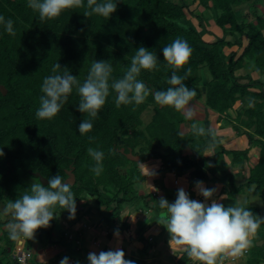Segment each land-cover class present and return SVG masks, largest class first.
<instances>
[{"label":"trees","instance_id":"trees-1","mask_svg":"<svg viewBox=\"0 0 264 264\" xmlns=\"http://www.w3.org/2000/svg\"><path fill=\"white\" fill-rule=\"evenodd\" d=\"M263 1L113 0L117 10L107 19L97 14L85 17L83 13L89 9L84 0V7L64 10L60 16L41 22L39 14L27 6L28 0H0V15L13 21L16 33L10 35L0 25V85L6 88V93L0 90V203L7 205L20 198L31 186L26 178L34 172L47 179L57 174L66 179L67 170L73 167L77 175L72 186L76 212L80 211L82 200L93 198L99 209L105 206L115 213L122 203L149 197L136 192L137 185L146 179L138 167L140 163L125 170L133 163L127 156L130 151L140 155V162L156 160L166 171L178 176L192 175L194 183L221 179L231 199H237L247 189L264 199V91L252 90L263 83L238 74L247 61L264 73V18L259 14ZM196 2L203 12L193 7ZM189 15L199 21L198 26ZM211 20L223 30V35L208 42L202 31L207 30ZM82 29L86 40L75 37ZM177 38L186 40L192 49L189 63L177 74L184 75L191 68V75L184 82L196 90L193 102L199 100L228 117L225 123L239 134H246L251 147L259 149L258 163L249 168L246 182L238 184L233 169L245 168L250 148L227 150L207 134L205 127V135H197L192 130L193 120L185 119L183 113L171 107L156 104L151 94L140 105L122 104L117 108V94L110 88L105 105L92 119L77 110L80 98L73 88L55 117H36L43 79L53 74L56 63L83 83L94 60L108 61L113 67L111 84L113 79L123 77L136 49L143 46L157 55L158 69L142 70L138 79L152 91L166 90L173 69L164 61L162 49ZM234 45L239 46V52L224 57L222 48ZM243 99L247 105L233 117L231 111ZM150 106L155 113L144 129L141 115ZM83 119H92L93 128L82 135L78 129ZM210 143L215 145L211 155L206 151ZM89 148L104 153L98 176L92 171L96 162L88 154ZM3 160L8 165H3ZM112 202L118 206L113 208ZM243 207L264 218V208ZM55 215L49 227L40 228L35 234L52 238L60 218L70 216L59 207ZM261 241L264 224L255 233L248 264H264ZM68 248L78 252L72 245ZM180 260L188 264L192 259L184 253Z\"/></svg>","mask_w":264,"mask_h":264},{"label":"clouds","instance_id":"clouds-1","mask_svg":"<svg viewBox=\"0 0 264 264\" xmlns=\"http://www.w3.org/2000/svg\"><path fill=\"white\" fill-rule=\"evenodd\" d=\"M27 6L36 11L40 21L44 22L60 16L64 10L85 5L84 0H28ZM87 9L89 10L83 13L85 17L97 14L108 19L117 10V3L113 0L102 2L87 0ZM0 25L4 26L8 34L13 36L16 34L11 19H5L0 15ZM162 51L164 61L173 69L171 77L167 80L170 87L166 90L152 91L138 79L142 70L158 69L157 55L143 46L136 49L130 67L123 77L113 79L111 84L109 81L113 67L108 61L94 60L83 83L70 74L67 68L62 69L59 63L54 64L53 74L43 79L41 85L43 94L39 98L36 117L40 120L55 117L75 88L80 98L77 110L95 119L105 105L111 88L117 94L115 99L117 108L122 104L140 105L151 94L156 104L183 113L185 119L193 118L195 111L191 102L197 93L184 82L191 75V68H188L184 75L177 74L178 70L189 63L192 49L186 40L177 38L163 47ZM92 119H83L80 123L78 130L82 135L92 130ZM192 130L200 136L206 133L204 127H198L195 123ZM207 134L214 136L212 129H208ZM91 139L94 138L90 137ZM214 147V143H210L206 151H212ZM88 154L96 162L92 171L97 176L100 175L104 153L89 148ZM0 156H3L2 150ZM149 174L153 175L151 172ZM196 189L205 198V202L190 199L183 188L178 189L173 203H169L163 196L157 202L162 210L159 224L165 226L169 232L170 246H179L180 251L198 264H222L223 260L242 256L245 250L251 247V237L261 224H264V218L236 204L225 207L216 199H212L217 190L206 188L202 181L196 182ZM224 198L220 197L221 200ZM209 200L210 204L207 203ZM57 207L68 211L70 218H74L76 198L72 191V183L59 174L49 178L47 186L33 181L20 198L4 205L0 214L8 217L6 228L9 237L16 240L20 236L32 238L38 229L49 227L50 222L56 218ZM87 260L89 264H135L134 261L125 259V253L121 249L101 251L99 254L90 252ZM60 264H69V258L65 256ZM76 264H79V261Z\"/></svg>","mask_w":264,"mask_h":264},{"label":"crops","instance_id":"crops-1","mask_svg":"<svg viewBox=\"0 0 264 264\" xmlns=\"http://www.w3.org/2000/svg\"><path fill=\"white\" fill-rule=\"evenodd\" d=\"M247 8L248 7H246L245 10H247ZM203 11L204 9L202 8L201 12ZM259 14L264 18V1L260 4ZM191 20L195 26H198L199 21L196 18ZM202 32L204 39L208 42H213L216 40V37L223 35V30L212 20L207 30ZM227 39H232V37L228 36ZM246 43L247 41L244 40V46ZM222 52L224 53V57H228L234 52H239V46L234 45L232 47L222 48ZM238 74L246 75L257 82H262V86H257L252 88V90L264 91V73L260 72L256 64L248 61L245 62L244 67L239 70ZM196 102L201 101L196 100ZM246 105L247 102L245 99L237 102L234 110L231 111L233 117H235L239 109H242ZM194 106L195 115L190 120H193L197 126L202 125L207 129H212V131H214L212 139L225 147V149L245 150L250 148V150H252L256 148L251 147L249 137L246 134H239L229 123H225V120L229 119L228 117L222 116L210 108H207L204 103H200V106L196 104ZM189 153L191 152L189 151ZM208 153L211 155L214 153V150ZM227 160L230 161V158L228 157ZM145 167L149 172L151 171V173H153V175H150L142 170L147 178H151V182L146 180L151 189L149 191H146L144 188L139 190L137 185L139 191L137 190L136 192L138 195L149 196L144 200L146 208L142 206L143 202H141L140 199L133 202L128 201L122 203L120 206H118L117 202H112L111 206L113 208L118 206L117 211L112 213L107 211L105 206L99 209L94 203L93 198L82 200L80 202L82 203L80 204V211L75 212L76 215L78 214L77 217H63L60 218V222L58 223L60 228L64 227L66 230L68 229V232L66 231L67 234L65 232L62 233L73 245L66 242L64 243L63 237L56 235L57 230L55 228L53 237L49 239L47 247L40 252V256L37 257L38 259L34 260L32 258L27 264H50V262H53V264H60V261L65 256L69 258V264H76L77 261H79V264H86V259L90 252L99 254L101 251H114L116 249L123 250L125 259L132 260L135 264H182L180 259L184 255V252L179 250V246H170L169 241L171 237L169 239L166 238L168 231L165 226L159 224V217L157 216H160L159 214L162 210L159 208L157 202L160 197L163 196L169 203H173L177 196L176 191L180 188H183L188 193L190 199L203 203L205 202V198L198 193L192 175L187 174L186 176H178L175 172L166 171L162 164L156 160L149 162ZM238 178L239 176L237 179ZM142 185L141 183L140 187ZM203 185L206 188H215L217 190L212 199H216L218 202L227 206L234 204L242 207L245 206L239 203L238 197L237 199L228 197L227 192L224 190L226 187L225 183H223L221 179H210L203 182ZM150 195H153L154 198ZM221 196L225 198L221 200ZM88 203H91V205L88 206ZM115 203L116 205L114 206ZM207 203L210 204L211 200L207 201ZM153 212L157 213L156 217L153 216ZM2 216L3 218L0 219V223L3 224L1 225V227H3V232L0 234V249H4L6 253L9 252V254L13 256V260H15V253L19 250H31L34 257V250L32 248L33 243L30 242L32 239L29 237L20 236L14 240V244H16L15 248L9 245V242L13 240L10 239V237L8 238L7 235L8 231L6 224L8 223V219L4 215ZM61 220L64 222L62 223ZM142 221L151 222L153 225L151 224V226L148 227L150 229L145 231V225L139 226ZM64 223L67 224L66 227ZM156 235L158 237H156ZM254 236H252V238ZM3 238H5V242ZM125 241L126 243H124ZM71 245L72 249L78 251L77 253L75 251L73 252L71 248H68ZM259 245H264V241L259 242ZM84 253L86 255H84ZM249 253L250 250L248 248L242 256L228 258L223 260L222 264H239L240 262L248 264L246 256L249 255ZM172 257L173 259H171ZM141 260L145 262L139 263ZM0 261L3 264H12L8 256L1 253ZM15 262L19 264L16 260ZM188 264H198V262L191 260Z\"/></svg>","mask_w":264,"mask_h":264},{"label":"rangeland","instance_id":"rangeland-1","mask_svg":"<svg viewBox=\"0 0 264 264\" xmlns=\"http://www.w3.org/2000/svg\"><path fill=\"white\" fill-rule=\"evenodd\" d=\"M197 11H201L202 10V7L201 6H199V3L198 2H196L195 3V5L193 6ZM209 16H211L210 15V13H207ZM188 18L189 19H191V16L189 15L188 16ZM75 37H77V38H80V39H84V40H86V39H88L86 36H84V33H83V29L81 30V32L79 33V34H77ZM86 37V38H85ZM227 52H228V50H227ZM203 77L205 78V74L203 75ZM206 79V78H205ZM204 81H206V80H204ZM192 104H196V105H199L200 106V103H202V102H191ZM195 107V106H194ZM194 111H195V108H194ZM154 113H155V110H154V107L153 106H150V107H148L143 113H142V115H141V118H142V121H143V124H142V128H144L145 129V127L148 125V123L149 122H151V120H152V118H153V115H154ZM235 115V114H234ZM189 120V119H188ZM184 128V127H183ZM120 142H121V145H124V141H123V139L120 137ZM61 146H63L64 147V145L65 144H60ZM138 149V148H137ZM134 154V153H133ZM134 155H136V154H134ZM137 156H140V155H137ZM249 156H250V159L248 160V162H247V164L245 165V169H243V170H237V169H233V172L235 173V174H239V175H237V177L239 176V178L237 179V183L238 184H242V183H244V182H246V180H247V178H248V176H249V168H251V167H253V166H255L257 163H258V160H259V149L258 148H253L252 150H250V152H249ZM6 160H3V165H8V163H6L5 162ZM130 161H132L133 163L132 164H130L129 166H128V168L127 169H125V170H131V168L133 167H135V164L134 163H140L139 165H138V167L141 169V170H144V172H146V173H148L149 174V171H148V169L145 167L146 166V164H148L149 162H147V163H144V162H140V161H136V160H133V159H130ZM147 167H148V165H147ZM149 169H151V168H149ZM75 168H73V167H71L69 170H67V172H66V174H67V177H66V179L65 180H67L70 176H69V174H68V172L69 171H72L73 172V174H75V176H76V179H77V175H76V172H75ZM124 172V170L122 171V173ZM126 172V171H125ZM151 172V171H150ZM27 179V181L30 183V184H32L33 183V181L34 182H41L40 181V179L39 178H37V177H35V176H32V177H27L26 178ZM146 180H148L149 182H151V178L149 179V178H147V176H146V179H145V181L142 183L143 185L140 187V185H138V187H139V190L141 189L142 190V188H144L146 191H149L150 189H151V187H149V185H148V182L146 181ZM42 183V182H41ZM73 186V185H72ZM224 190H225V192H227L228 191V188H224ZM177 192V191H176ZM238 199H239V203L241 204V205H250V206H255V207H259V208H264V199L263 198H261V196H257V195H254L253 193H251V191H249L248 189L247 190H245V192L244 193H242V194H240L239 196H238ZM141 202H143L142 204V206L143 207H145L146 208V205H145V203H144V200H141ZM80 204H82V203H80ZM91 205V203L89 204L88 203V206H90ZM116 205V203L114 204V206ZM122 205V204H121ZM85 210V209H84ZM82 211H83V209H82ZM82 213V212H81ZM151 213V212H150ZM154 214H153V216L154 217H156L157 216V213L156 212H153ZM78 215V214H77ZM77 215L75 214V216L77 217ZM160 215V214H159ZM75 216H74V218H75ZM157 217H159V216H157ZM1 218H3V216H2V214H0V219ZM62 221V220H61ZM60 222V221H59ZM64 221H62V223H63ZM151 224L153 225V223H151V222H144V221H142V222H140V224H139V226H144L145 225V231L148 229H150V228H148V227H150L151 226ZM1 225H3L2 223H0V227H1ZM66 223H64V226L66 227ZM56 235H60V236H62L64 239H63V242H66V243H70V244H72L73 245V243L71 242V241H69L68 239H67V237L66 236H64V232L66 233V231L68 232V229L66 230L64 227L63 228H60V225H58L57 227H56ZM8 231V230H7ZM2 232H3V227H1V229H0V234H2ZM63 232V233H62ZM4 233H6V232H4ZM67 234V233H66ZM3 235H5V234H3ZM7 235H8V238H9V234L7 233ZM156 237H158L157 235H156ZM166 238L167 239H169L170 238V234H169V232L167 233V236H166ZM32 240L30 241L31 243H33L32 244V248H33V250H34V257H33V259L35 260V259H38L37 257L38 256H40V252L43 250V249H45V247H47V245L49 244V239L47 238V237H43V238H41L40 236H39V234H35L32 238H31ZM253 239H254V237L252 238L251 237V240L253 241ZM5 240V238H3V241ZM9 240V239H8ZM120 240H121V238H120ZM5 242V241H4ZM124 243H126V241L124 242ZM253 243V242H252ZM9 245L10 246H12L13 248H15V246H16V244H14V240L13 241H11V242H9ZM51 246H53V245H51ZM252 246V245H251ZM54 248V247H53ZM251 249V247H249V250ZM0 253L1 254H3V255H6V256H8V258L10 259V261H11V263L12 264H17L16 262H15V260H13V256H11V254H9V252H5V250L4 249H0ZM84 255H86L85 253H84ZM250 255H251V253H249V255H247L246 256V258L247 259H249V257H250ZM171 259H173V257L171 258ZM49 262H50V259H49ZM88 261H87V259H86V263H87ZM50 264H53V262H50ZM88 264H89V262H88ZM231 264H234V263H231ZM239 264H243V262H240Z\"/></svg>","mask_w":264,"mask_h":264},{"label":"water","instance_id":"water-1","mask_svg":"<svg viewBox=\"0 0 264 264\" xmlns=\"http://www.w3.org/2000/svg\"><path fill=\"white\" fill-rule=\"evenodd\" d=\"M0 90H2L4 93H6V88H5L4 86H2V85H0ZM122 151L124 152V149H122ZM127 156H128L129 159H133V160H136V161H140V160H141V157H140V156H137V155H134L132 151H130V152L127 154ZM32 174H33V176L39 178L40 181L42 182V184H43L44 186L47 185V181H48V179H47L46 177H44L40 172H34V173H32ZM68 174H69V176H70V177L67 179L68 182H69V183H72V185H75L76 182H77V179H76L75 174H73L72 171H69ZM4 205H6V204H5V203H0V211L3 210V206H4ZM4 216H6V215H4ZM6 217H7V216H6ZM7 219H8V217H7Z\"/></svg>","mask_w":264,"mask_h":264},{"label":"built area","instance_id":"built-area-1","mask_svg":"<svg viewBox=\"0 0 264 264\" xmlns=\"http://www.w3.org/2000/svg\"><path fill=\"white\" fill-rule=\"evenodd\" d=\"M33 258V252L31 250H19L15 253L14 259L19 264H27Z\"/></svg>","mask_w":264,"mask_h":264}]
</instances>
